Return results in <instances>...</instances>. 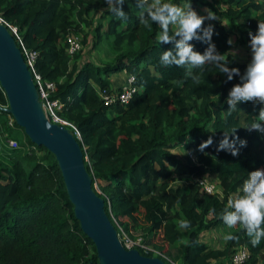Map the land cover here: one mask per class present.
<instances>
[{
	"label": "trees",
	"instance_id": "trees-1",
	"mask_svg": "<svg viewBox=\"0 0 264 264\" xmlns=\"http://www.w3.org/2000/svg\"><path fill=\"white\" fill-rule=\"evenodd\" d=\"M172 2L183 5L185 0ZM191 2L200 15L198 4L215 13L216 20L204 22L205 27L213 26L211 42L228 66L243 74L247 63L235 58L227 41L232 36L251 59L249 32L255 33L258 21L264 22V0ZM98 8L104 28L101 23L92 26V43L105 40L112 57L77 63L92 25L89 12ZM123 10L127 22L111 13L105 0H0V21L16 26L13 37L22 56L25 50L36 52L31 73L53 83L48 98L60 102L55 113L62 124L78 132L75 138L91 186L103 198L117 232L127 230L123 216L140 213L144 237L159 231L166 242L164 252L157 254L141 239L143 247L135 248L143 255H155L168 264H212L215 259L229 264L235 246L242 244L248 255L239 264H264V240L253 247L240 225L226 233L238 239L224 240L222 247L199 239L201 231L225 225L219 214L239 193L247 173L264 169V133L247 129L264 105L242 102L229 113L226 99L240 82L238 76L229 81L205 65L193 70L196 83L185 77V69L161 65V53L173 45L156 42L158 25L139 23L136 0H125ZM79 32L80 48L69 55L65 37ZM191 43L201 53L208 47L199 40ZM121 70L135 77L130 81L135 89L126 102L105 103L98 90L114 89L108 74ZM5 104L0 86V105ZM4 115L10 114L0 109ZM11 123L4 129L17 145L7 153L10 163H0V264H99L93 243L73 215L53 154L31 142L13 119ZM232 127L247 141L237 156L217 151L224 131ZM209 137L213 143L199 151ZM176 147L189 149L195 160L187 153L184 160L176 157ZM41 149L38 155L35 150ZM174 175L185 178L172 184ZM202 175L215 178L219 191L201 194L190 177ZM182 220L189 221V227L181 228Z\"/></svg>",
	"mask_w": 264,
	"mask_h": 264
},
{
	"label": "clouds",
	"instance_id": "clouds-1",
	"mask_svg": "<svg viewBox=\"0 0 264 264\" xmlns=\"http://www.w3.org/2000/svg\"><path fill=\"white\" fill-rule=\"evenodd\" d=\"M105 3L111 13L127 22L128 17L123 10L125 0H105ZM136 7L139 9L140 24L146 27L151 24L159 26L156 42L159 45H173L161 53V65L185 69V77H191L196 83H199V78L193 74V70L202 69L205 65H212L219 73L225 74L229 81L238 76L240 82L233 85L226 99L229 113L235 111L237 105L242 102L264 105V22L258 21L256 32H249L251 59L241 74L238 68L228 66L224 54L218 53L215 44L211 42L213 26H204L205 20H216V15L211 9H205L206 16L200 15L192 7L191 0H185L183 5L172 0H136ZM193 40L206 42L208 47L203 53L196 51L191 43ZM227 42L229 45L234 43L231 38ZM247 129L264 133V108H260L259 115ZM236 131V127L224 131L217 151H227L233 156L239 154L240 147H245L247 141L240 140L235 135ZM229 136L233 139H229ZM212 143V138L209 137L199 145L198 150L203 152ZM219 215L229 229L237 225L242 226L253 247L264 240V169L247 173L239 193L229 198L227 206ZM189 225L187 220L180 222L181 228H187ZM236 239L238 237L231 233L224 236L225 241Z\"/></svg>",
	"mask_w": 264,
	"mask_h": 264
},
{
	"label": "water",
	"instance_id": "water-1",
	"mask_svg": "<svg viewBox=\"0 0 264 264\" xmlns=\"http://www.w3.org/2000/svg\"><path fill=\"white\" fill-rule=\"evenodd\" d=\"M0 86L6 104L0 109L11 115L31 142L49 150L57 163L74 217L91 240L99 264H168L155 255L126 248L118 239L103 205L91 186L82 149L72 132L45 116L31 72L13 35L0 22Z\"/></svg>",
	"mask_w": 264,
	"mask_h": 264
},
{
	"label": "rangeland",
	"instance_id": "rangeland-1",
	"mask_svg": "<svg viewBox=\"0 0 264 264\" xmlns=\"http://www.w3.org/2000/svg\"><path fill=\"white\" fill-rule=\"evenodd\" d=\"M198 9L203 15H207L205 12V9H207L206 6L198 4ZM101 11V8H98L95 11H90L89 15L91 20H92V25L87 29V35H86V42L83 44L81 47V56L77 60V63H80L86 59L91 60L94 63H101L104 61H108L112 57V53L110 49L108 48L105 40H101L97 44H93L92 41V36L94 34L92 30V26L101 23L102 28H104V23L103 20L99 17V12ZM86 27H83V30H85ZM83 32L79 33H74L77 35V37L80 39L82 37ZM233 40V37H230ZM234 42V41H233ZM231 51L233 52L234 56L238 60H243L247 63L250 62V53L245 49L244 46L236 44L235 42L231 45ZM125 78V71H116L108 74V79L114 87L117 85L118 81L122 80ZM127 82V81H126ZM125 84V83H124ZM12 118L10 115H4L0 116V163L8 165L9 158L7 156L8 151L10 150L9 148L15 147L17 145L16 140L11 137L9 134H7L6 129H4V125H7L9 127H12ZM4 122V123H3ZM3 125V126H2ZM12 138L15 140L16 144L14 146H8L6 139ZM26 147H28L26 145ZM35 152L38 155L43 154V150H35ZM172 152L175 154L176 157L184 160V154H188L190 157L191 161H194L195 158L194 156L190 153L189 149H184L182 147H176L172 149ZM262 169V168H259ZM185 177H177L174 175V179L170 181L172 184H176L181 182ZM212 182L215 184L217 183V180L213 177H208ZM191 180H193V177H190ZM98 181L94 182V188L99 191L98 189ZM121 219L125 220L127 222V230L123 232L125 235H127L130 238H136L140 237L143 240V243L150 248L153 253H163L164 250L166 249V242L163 239L161 233L159 231H155L152 233V235H149L147 238H145L146 230H145V225L144 222L141 219V214L140 213H132L128 216H123ZM133 225H135L133 227ZM137 225V226H136ZM230 229L227 227V225L224 226H217L214 228H211L209 230H204L199 233V239L203 242H205L207 245L211 247H222L224 243V236ZM212 262L216 263L219 262L220 264H225L224 261H216L213 260ZM212 263V264H214Z\"/></svg>",
	"mask_w": 264,
	"mask_h": 264
},
{
	"label": "built area",
	"instance_id": "built-area-1",
	"mask_svg": "<svg viewBox=\"0 0 264 264\" xmlns=\"http://www.w3.org/2000/svg\"><path fill=\"white\" fill-rule=\"evenodd\" d=\"M1 22V21H0ZM2 23V22H1ZM9 32L12 35H16V26L7 24L6 26ZM66 42V51L69 55H72L80 48V39L74 33H68L65 37ZM23 59L29 70L32 65V62L35 58L36 52L34 50H25ZM31 72V70H30ZM32 75L33 82L36 86V90L38 93V97L41 100L42 110L47 117L48 120L62 124L56 115V110L60 108V102L57 99H49V91L53 88V83L49 80L42 79L40 75L34 72ZM132 77L129 75L127 78V82L123 85H120L118 89H112L111 91H107L105 88H101L98 90V95L104 100L105 103L118 100L119 102H126L134 91V87L130 84ZM12 118V117H11ZM63 125V124H62ZM74 136H78V132L74 130L72 132ZM8 146H14L16 144L15 140L12 138L6 139ZM193 181L199 185L201 194H212L214 192H218V184L212 182L207 176H197L193 178ZM117 232V231H116ZM118 239L122 243V245L126 248L141 246L143 247L142 240L140 237L130 238L123 231L117 232ZM248 253L246 247L242 244L235 246L233 252L230 254L228 259L229 264H239L243 260L246 259Z\"/></svg>",
	"mask_w": 264,
	"mask_h": 264
},
{
	"label": "crops",
	"instance_id": "crops-1",
	"mask_svg": "<svg viewBox=\"0 0 264 264\" xmlns=\"http://www.w3.org/2000/svg\"><path fill=\"white\" fill-rule=\"evenodd\" d=\"M128 76H129V74L127 72H125V78L122 79V80H120V81H118L117 85H115V86L117 87V86H120V85H123L124 83H126ZM110 86L112 88H115L114 85H112L111 83H110ZM215 260L216 261H221V260H218V259H215ZM212 263H214V262H212ZM214 264H220V263L219 262H216Z\"/></svg>",
	"mask_w": 264,
	"mask_h": 264
}]
</instances>
